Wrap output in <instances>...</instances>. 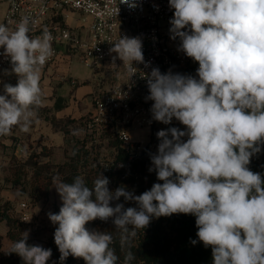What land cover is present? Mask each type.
<instances>
[{
  "label": "clouds",
  "instance_id": "obj_1",
  "mask_svg": "<svg viewBox=\"0 0 264 264\" xmlns=\"http://www.w3.org/2000/svg\"><path fill=\"white\" fill-rule=\"evenodd\" d=\"M120 3L138 7V0ZM168 3L174 10L171 39L178 38V50L199 67L196 77L153 68L146 99L153 101L155 121L167 125L175 118L186 131L171 127L156 133L160 143L149 171L161 182L140 195L124 187L110 191L102 174L92 188L79 176L71 183L53 178L62 204L48 217L56 225L61 264L70 255L85 264H117L113 236L88 229L89 222L111 218L123 249L153 218L173 214L196 217V235L211 247L213 264H264V177L248 167L264 145V0ZM30 23L26 16L14 29L0 23V47L17 76V83H5L0 94V136L16 126L28 132L41 104V70L54 55L53 36L47 29L31 35ZM110 52L130 73L133 65L145 63L138 37H120ZM121 197L137 207L111 206ZM27 239L25 232L11 252L24 264H47L51 249ZM133 260L129 250L123 264Z\"/></svg>",
  "mask_w": 264,
  "mask_h": 264
},
{
  "label": "built area",
  "instance_id": "obj_2",
  "mask_svg": "<svg viewBox=\"0 0 264 264\" xmlns=\"http://www.w3.org/2000/svg\"><path fill=\"white\" fill-rule=\"evenodd\" d=\"M4 1L7 8L0 23L14 29L26 16L31 21V35L39 36L45 29L52 34L54 55L41 72L70 57L78 58L95 72L101 69L111 72L109 86L104 84L92 99L94 112L90 123L114 133L124 150L136 156L142 149L141 145L131 141L129 131L134 128L148 127L151 130V139L155 141L150 146L153 154L157 153L160 143L156 135L158 131L171 127L186 131V126L175 118L167 125L155 121L150 111L153 101L146 99L149 96L147 75L153 68H159L161 73L185 72L192 62L178 50L179 39H171L169 21L174 10L169 7L168 0H138V7L134 9L120 3V0ZM66 13L85 17L86 21L78 27H70L64 20ZM123 36L138 37L143 43L145 63L133 65L131 73L118 58L113 62L116 53L110 52L114 42ZM3 51L0 47V77L8 75L17 78L11 73L10 60L3 55ZM248 167L264 177V145L251 158ZM19 208V219L28 221L29 207L22 203ZM119 263L123 264V261ZM131 264L145 263L138 261Z\"/></svg>",
  "mask_w": 264,
  "mask_h": 264
},
{
  "label": "trees",
  "instance_id": "obj_3",
  "mask_svg": "<svg viewBox=\"0 0 264 264\" xmlns=\"http://www.w3.org/2000/svg\"><path fill=\"white\" fill-rule=\"evenodd\" d=\"M104 69L96 71L103 72ZM190 70H186L187 73ZM111 73V72H109ZM187 75H190L189 72ZM102 78L95 82V90L103 87ZM77 87V84H73ZM97 92V91H96ZM95 92V93H96ZM94 93L92 95V99ZM64 99L56 98L52 108H34L36 119L43 120L51 126L54 133H61L70 144V153L62 163L56 164L50 160V149L42 145L38 140H31L28 135L23 136L16 133L19 126L13 127L11 133L2 136L11 144L4 145L0 141V150L15 147L20 141L24 156L21 159L13 158L8 167V174L2 182L7 186L17 189L20 202L24 203L26 197L34 206L44 204L50 200L51 186L54 177L59 181L73 182L74 178L81 177L86 186L93 187V181L100 174L109 179V190L114 191L124 187L127 191L140 195L150 190L157 180L155 171H149L152 167L151 156L153 152L150 146L155 142L142 146L140 152L134 156L121 147L114 133L96 128L90 123V117L78 120H58L54 116L65 108ZM32 121L31 126H34ZM179 129V127H176ZM182 131V130H181ZM186 142L187 136L182 137ZM131 157V159H129ZM23 159V160H22ZM21 160L18 165L15 162ZM17 164V163H16ZM116 202H122L124 207H137L134 201H125L121 197L118 201L113 200L111 206ZM21 203V204H22ZM25 204V203H24ZM61 205H53V213H58ZM19 211L15 204L0 199V222H4L7 228L6 238L10 242V248L3 251L0 237V264H24L23 259L12 251L13 244L23 238L24 224L19 219ZM196 217L191 214H173L170 217L161 216L153 218L146 229H138L135 237H131L129 243L122 249L120 245V234L115 228L112 219L101 221L99 219L89 222L86 227L91 230L109 232L113 236L111 247L114 248L119 261H124L125 254L130 250L135 255L131 263L142 261L145 264H212V249L205 247L196 235L198 229L195 224ZM196 240V244L191 241ZM29 245H34L27 239ZM51 249L52 256L47 264H61L60 252L54 242V235L43 246ZM63 264H85L82 258H74L71 255L63 261Z\"/></svg>",
  "mask_w": 264,
  "mask_h": 264
},
{
  "label": "crops",
  "instance_id": "obj_4",
  "mask_svg": "<svg viewBox=\"0 0 264 264\" xmlns=\"http://www.w3.org/2000/svg\"><path fill=\"white\" fill-rule=\"evenodd\" d=\"M7 8V4L4 0H0V20L2 19ZM76 14L66 13L64 20L70 27H78L76 24H70L68 19ZM78 16V15H77ZM73 57L64 60L63 62L50 67L45 72H41L40 87L42 89V100L39 105L41 108H52L56 98L64 99L66 102L65 108L55 112L54 116L58 120L73 119L78 120L83 117H90L93 114V104H92V95L99 89L95 90L96 79L92 82H81L79 83L76 79H73L68 72L66 67L71 63ZM190 75H193V68L190 66L188 71ZM187 72V73H188ZM104 73V71L102 72ZM109 73V72H108ZM187 73H184L187 75ZM110 74V73H109ZM5 83H10L15 85L17 83V78H13L8 75H4ZM3 80V79H2ZM3 80V81H4ZM103 80V79H102ZM1 82V80H0ZM77 84L75 87L73 84ZM105 84V81L103 80ZM103 84V85H104ZM96 92V93H97ZM85 98L90 99V110L84 111L82 108V100ZM34 117L32 121H35L34 126L29 127L28 132L19 130L16 132L20 134L19 131L23 132L22 135H28L31 140H38L42 145L47 146L50 149V160L53 163L59 164L65 160V157L70 153V144L67 142V139L61 133H54L51 129V126L44 122L43 120L36 119V112L34 110ZM131 141L135 144L145 146L151 141V130L148 127L143 128H134L129 131ZM0 141L9 146L11 143L8 140H4L0 136ZM22 141L15 145L16 148H6L4 151L0 150V171L6 169L8 163L13 159H21L24 156L22 149ZM1 182V181H0ZM7 188V187H6ZM0 189V199L7 200L11 203H14L15 206H19L22 202L18 200L17 189L11 187L10 189H16L15 193L13 190ZM55 188L53 183L51 186V193ZM51 197V195H50ZM7 228L4 222H0V237L1 243L5 248L3 251H6L10 248V242L6 238Z\"/></svg>",
  "mask_w": 264,
  "mask_h": 264
},
{
  "label": "rangeland",
  "instance_id": "obj_5",
  "mask_svg": "<svg viewBox=\"0 0 264 264\" xmlns=\"http://www.w3.org/2000/svg\"><path fill=\"white\" fill-rule=\"evenodd\" d=\"M85 21H86L85 17L77 16V15H74L68 19V22L70 24H76L77 26L82 23H85ZM191 67L193 68L192 76L196 77V69L199 67L198 62H194L192 60ZM66 71L73 79H76L79 83L92 82L95 79L97 80L98 78H102L105 81V86L108 87L110 83V79L112 78L111 74H109L108 72L96 73L92 68L88 67L84 62H81L76 57H73L71 63L66 67ZM177 73L185 75L184 72H177ZM2 79L4 80L5 78L0 77V80H1L0 94H3V85H4L3 83L5 82V80L3 81ZM81 103H82L81 104L82 108L85 112L90 110L91 106H90L89 98L83 99ZM23 150L25 149L23 148ZM20 161L21 160L19 161L16 160L14 165L16 166L18 165V163H22ZM9 164L11 163L9 162L8 166ZM7 174H8L7 169H3L0 171V181H1L0 187L6 186L2 182V180L4 181ZM10 188H11L10 186H7L6 189L13 190L15 193L16 189H13V188L10 189ZM24 199H25L24 203L29 207V212H28L29 219L26 222L20 220L24 224V227H25L23 236L25 232H28V239L32 241L34 245H39L43 247L48 242V240L54 235L56 225H54L50 221L48 217V213L49 212L53 213L54 204L55 205L62 204L60 196L58 195L56 189H54L53 192L51 193L50 200L47 203L36 204L34 206L29 202V200L26 197H24ZM117 203H122V202H116V204ZM15 208L17 211H19V215H20L19 206H15ZM3 247L4 245L1 243V248L4 250L5 248Z\"/></svg>",
  "mask_w": 264,
  "mask_h": 264
}]
</instances>
